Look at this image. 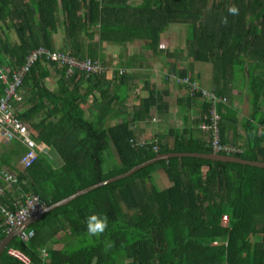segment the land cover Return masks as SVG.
Returning <instances> with one entry per match:
<instances>
[{
    "label": "trees",
    "instance_id": "16d2710c",
    "mask_svg": "<svg viewBox=\"0 0 264 264\" xmlns=\"http://www.w3.org/2000/svg\"><path fill=\"white\" fill-rule=\"evenodd\" d=\"M233 5L237 14L228 11ZM172 23L188 27L183 52L195 62L217 67L210 87L227 98L218 105L221 140L241 149L228 154L264 161V0H0V68L5 61L11 70L21 67L30 51L41 46L58 49L54 34L59 28H65L60 50L113 67L115 58L103 52L105 42L142 40L155 53L164 49L161 33ZM176 51L167 49L171 55ZM139 63L133 54L119 58L118 66ZM178 74L186 76L188 71ZM51 75L57 77L56 89L46 84ZM239 77L244 78L252 105L250 115L241 118L231 103L232 82ZM130 85L127 73L120 75L118 69L68 74L65 65L38 59L24 77L23 98L16 107L36 131L35 138L46 141L51 150L40 152L23 167L25 144L6 143L0 169L6 166L16 172L18 181L0 196V204L14 209L18 201L35 194L51 205L159 153L213 152L209 131L200 127L210 121L212 105L188 89L191 102L202 100L194 123L186 121L180 128L138 141L133 123L148 117L153 106L160 108L164 95L151 90L129 108L124 89ZM3 91L0 79V96ZM240 124L245 136L239 132ZM110 153L117 159L106 169L105 154ZM160 169L171 182L163 188L152 181ZM0 186L5 187L2 178ZM93 212L109 218L97 236L87 233L86 218ZM31 227L32 238L15 236L8 245L24 251L31 264H125L127 259L132 264H264V167L171 156L47 211ZM66 229L73 240L79 238L77 248L54 247ZM7 233L0 208V240ZM49 246L45 260L41 249ZM0 264L25 263L5 249Z\"/></svg>",
    "mask_w": 264,
    "mask_h": 264
},
{
    "label": "built area",
    "instance_id": "2783aa9c",
    "mask_svg": "<svg viewBox=\"0 0 264 264\" xmlns=\"http://www.w3.org/2000/svg\"><path fill=\"white\" fill-rule=\"evenodd\" d=\"M162 46H165L162 44ZM38 59H47L65 65L68 74L76 71L86 73H103L112 71L113 68L105 65L102 61L92 58H80L68 51L58 49H49L41 46L33 49L26 57L25 63L15 69L11 70L7 66L0 68V79L4 83V91L0 96V142H10L19 140L26 146V151L20 158V163L23 167L30 166L38 157L40 152H47L51 150V146L44 140H37L35 138L36 131L32 129L27 122H25L19 115L16 104L20 102L23 95L20 88L23 84L26 73L30 70L32 65ZM177 82L186 84L190 93L195 94L199 92L202 97L208 100L211 107V115L209 122H203L200 127L210 133V146L214 152L231 153L239 151V149L229 143H223L220 137V120L221 113L218 111V105L221 102H226L225 96L217 95L214 89H207L201 86L197 80H192L190 76L180 77L174 73L170 74ZM0 178L3 179L6 186H0V196L6 193L7 188H13L14 183L18 181L16 172L7 167L0 169ZM11 190V189H9ZM43 200L39 195L30 194L26 201H18L14 209L0 204L2 215L6 223V231L10 232L16 227L24 225L27 220L37 213L43 206ZM223 219L228 220V216L224 215ZM35 235V229L30 226L22 229L18 236L27 241ZM7 252L19 259L25 264H31V258L24 252L14 247H6ZM52 247H44L41 249V255L46 260Z\"/></svg>",
    "mask_w": 264,
    "mask_h": 264
},
{
    "label": "crops",
    "instance_id": "0c3cea01",
    "mask_svg": "<svg viewBox=\"0 0 264 264\" xmlns=\"http://www.w3.org/2000/svg\"><path fill=\"white\" fill-rule=\"evenodd\" d=\"M176 25L177 24H175V26ZM178 26L179 24L176 26L177 29ZM171 29L174 36L170 35L171 32L169 33V30ZM171 29H166L163 33H161L160 45L163 44L166 46V48H161L155 53H152L150 49L145 48L142 40L130 41L127 44L121 45H114L111 43H104L103 45V52L106 57L109 54L115 58V69L120 68L116 64L119 62V58L126 59L129 57V54L133 55L136 53L138 55H143V60H140L138 66L140 67V65L142 64L141 70L143 74L140 81H137L138 86L136 87V94L129 97L128 99L129 108H133L134 105L139 104L141 100L140 98L148 96L151 90H157L164 95V103H161L160 108L157 106H153L148 117L142 120L135 121L133 123V128L136 130V137L138 141H147L151 139L156 133L166 132L169 128L172 127L180 128L186 121L191 124V120L193 118H197L200 114L202 104L201 98H196L191 102V100L188 99L186 87L182 84L180 85L176 83L174 80L166 76L167 71L176 73L180 70L185 69L188 71V75L196 77L202 85H204L205 82L210 86L216 75V72L214 70L217 67L213 65L212 62H195L192 60L191 56L188 53L183 52L185 49L183 47L185 46L186 42L185 37L188 35V27L186 35L183 39L184 44L179 46H175V44L173 43L176 42V39H174V37L178 36L177 33L175 34L176 29ZM60 30L61 28L59 29V31ZM59 31L56 32V37L58 39L60 38ZM64 36L65 34L63 35V37H61L62 40ZM180 37L181 35L178 38L180 39ZM57 38H55L56 43L58 41ZM167 49H170L172 52L174 51V49H176V54L171 55L169 52H167ZM180 50L182 52L178 53V51ZM4 66L9 67L6 61L4 63ZM174 67L176 68V70L172 71V68ZM139 70L140 69L138 68V71ZM208 78L210 79V82L208 81ZM242 79L243 77H239L238 79H236L235 82H232V86H234L236 83H239L241 86L246 85L244 80ZM125 82H127V80ZM46 84L49 88L56 89L57 77H55V75H51L46 79ZM233 93L234 97L231 103L232 106L237 108L239 113L240 110L236 106L237 104L235 103L234 98H237L240 102H242L243 100L241 97H239V94L236 91H233ZM92 99L93 97L89 98L88 104L92 103ZM249 115H244L242 117H248ZM151 118L152 121H150ZM239 132L242 133L243 136H245L244 126L242 124L239 125ZM243 141L244 139H241L238 142L242 143ZM6 143L7 142L5 141H1L0 145L2 144V147H0V155H3ZM161 171L164 172V170ZM162 179L165 180V178ZM169 184H171V182H169Z\"/></svg>",
    "mask_w": 264,
    "mask_h": 264
},
{
    "label": "rangeland",
    "instance_id": "374dc122",
    "mask_svg": "<svg viewBox=\"0 0 264 264\" xmlns=\"http://www.w3.org/2000/svg\"><path fill=\"white\" fill-rule=\"evenodd\" d=\"M133 3H140L142 0H131ZM175 24H179V26H178V29L176 28V26H175ZM171 28H173V29H176L175 30V34L177 33V37L175 36L174 37V39H176V42H173L174 44H175V46H179V45H183L184 44V42H183V39H184V37H185V35H186V32H187V25H185V24H183V23H173V24H170L166 29L168 30V29H171ZM60 29V28H59ZM183 29V30H182ZM11 31V36H12V38L13 39H16L17 38V35H16V33H15V31H14V29H12V30H10ZM59 31V30H58ZM171 32V33H170ZM185 32V33H184ZM169 33H170V35L171 36H174L173 35V33H172V29L171 30H169ZM65 34V28H61V30L59 31V39L56 37V33L54 34V39L55 38H57V43H56V40H55V43H56V47H58L59 45L61 46L62 45V43H63V40H62V38L61 37H63V35ZM181 35V37H180V39L178 38L179 36ZM185 38H187V36L185 37ZM60 40V41H59ZM105 43H111V44H114V45H121L120 43H115V42H105ZM60 46L58 47V48H60ZM126 46V45H125ZM164 48V47H163ZM185 48V47H184ZM152 52V51H151ZM153 53V52H152ZM137 54V53H136ZM132 56V54H129L128 56ZM137 56L139 57V59L140 60H143V55H141V54H137ZM153 56V55H152ZM138 62H139V60H138ZM117 65H118V63H116ZM114 66H115V63H114ZM141 66H142V64L140 65V67H135V68H133V67H131V68H127V67H120V68H118V70H119V73H120V75L122 74H124V73H127V75H128V77L130 78V80L132 81V85H130V86H127L125 89H124V94H126V95H128L129 97H131V96H134L135 94H136V87L138 86V82L137 81H140V79H141V76H142V74H143V72H142V70H141ZM111 68H113L112 70L114 71V67H111ZM133 68V69H132ZM138 68L140 69L139 71H138ZM171 73V71H167L166 72V76H169V74ZM173 73V72H172ZM136 74H139V80H138V78L136 77ZM176 75H179L178 74V72H176ZM145 77V76H144ZM244 79V78H243ZM242 79V80H243ZM176 83H178V84H180L181 85V83L180 82H177L176 80H174ZM208 81L210 82V79L208 78ZM242 82V81H241ZM201 84V83H200ZM204 85H206V86H204ZM204 85H202L201 84V86H203L204 88H207V89H209V90H211V89H213V88H211V87H209L210 85L208 84H206L205 82H204ZM209 88H208V87ZM234 89H233V91H236L238 94H239V97H241L242 98V102H240L237 98H234V101H235V103L237 104L236 106L239 108V110H240V112H239V116H240V118L242 117V116H244V115H249L250 114V112H251V107H252V105L250 104L251 102H249L250 100H249V93H248V89H247V86L246 85H243V86H241L239 83H236L234 86ZM192 94V93H191ZM193 95V94H192ZM238 97V96H237ZM238 97V98H239ZM226 102H227V100H226ZM263 105H264V101H263ZM196 118H193L192 120H191V122L192 123H194V120H195ZM150 121H152V118L150 119ZM155 130V129H154ZM168 131V130H167ZM154 137V136H153ZM141 142H143V141H141ZM1 143V142H0ZM0 147H2V144L0 145ZM105 158H106V161H105V167H106V169H110L112 166H113V163H114V161H115V159H117V156L115 155V154H113V153H110V154H105ZM52 160L53 161H56V163H54L55 165H58L59 163H60V161H59V159L56 157V155L54 154L53 155V157H52ZM155 172H158V173H156L155 174V176L153 175V177H152V181H153V183H155L158 187H160V188H163V187H165V186H167V185H169V179L167 178V175L163 172V171H161V169L160 170H157V171H155ZM154 172V173H155ZM162 178H165V180L164 179H162ZM5 186H6V184H5ZM6 189L7 190H9V189H14V187L13 188H7L6 187ZM58 238H62V240H61V242H59V243H57V244H55V246L54 247H62L64 244H67L69 247H71V246H75L76 248L79 246L78 245V240H79V238H76L75 240H73L72 239V235L69 233V230H64V231H62L61 233H59L58 234ZM125 264H132L131 263V260L130 259H127L126 260V262H125Z\"/></svg>",
    "mask_w": 264,
    "mask_h": 264
},
{
    "label": "water",
    "instance_id": "95a60500",
    "mask_svg": "<svg viewBox=\"0 0 264 264\" xmlns=\"http://www.w3.org/2000/svg\"><path fill=\"white\" fill-rule=\"evenodd\" d=\"M171 156H178V157H182V156H197V157H202V158H208V159H212V160H217V161H233V162H240V163H244V164H250V165H255V166H259V167H264V161L262 160H249V159H245V158H241L238 156H235L233 154H223V153H218V152H209V153H202V152H170V153H159L157 154L154 158H151L149 160H146L140 164L135 165L134 167H132L131 169L127 170L126 172L117 174L113 177L107 178L105 180H102L100 182H97L95 184H92L86 188L80 189L78 191H76L75 193L55 202L52 203L51 205H44L37 213H35L32 217H30L27 222L19 227H16L15 229H13L12 231L8 232L7 235L5 237H3L0 240V257L2 255V253L4 252V250L6 249V247L10 244V242L12 241V239L15 236H18L19 232L30 226L32 223H34L35 221L39 220L40 218H42V216L44 215V213H46L49 210H52L58 206L64 205L69 203L71 200H73L74 198L78 197L81 194H84L98 186H101L103 184L118 180L120 178L129 176L131 174H133L134 172H136L137 170H139L142 167H145L147 165H149L150 163H155L157 160L160 159H168Z\"/></svg>",
    "mask_w": 264,
    "mask_h": 264
},
{
    "label": "clouds",
    "instance_id": "9594fccd",
    "mask_svg": "<svg viewBox=\"0 0 264 264\" xmlns=\"http://www.w3.org/2000/svg\"><path fill=\"white\" fill-rule=\"evenodd\" d=\"M228 11L231 14H237L239 10H238V8L235 5H233V6L229 7ZM223 22H225V23L227 22V18L226 17L223 19ZM163 47L166 48V46H163ZM116 69L114 68V70H116ZM173 73L176 74L175 72H173ZM170 74H172V72ZM170 74H169L168 77L171 78L172 80H174L171 77ZM178 76L185 77V76H181V75H178ZM186 76H190V78L192 80H197L199 82V80L196 77H193V76L188 75V74ZM180 83L182 85H184L186 87V89H188V87L186 86V84H184L182 82H180ZM220 122H221V120H220ZM220 137H221V133H220ZM229 144H231V143H229ZM231 145H233V144H231ZM238 149H239V151L241 150L240 148H238ZM218 153H220V152H218ZM226 154H228V153H226ZM108 222H109V218H108V216L106 214H101V213H97V212L91 213L86 218L87 233L89 234V236H97L100 233H103L104 230H105V228L108 226ZM107 247H109V248L112 247V244L111 243L107 244Z\"/></svg>",
    "mask_w": 264,
    "mask_h": 264
}]
</instances>
